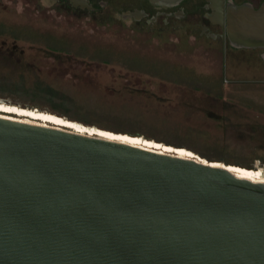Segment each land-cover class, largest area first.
Wrapping results in <instances>:
<instances>
[{"label": "water", "instance_id": "obj_1", "mask_svg": "<svg viewBox=\"0 0 264 264\" xmlns=\"http://www.w3.org/2000/svg\"><path fill=\"white\" fill-rule=\"evenodd\" d=\"M236 168L0 116V264H264V183Z\"/></svg>", "mask_w": 264, "mask_h": 264}, {"label": "rangeland", "instance_id": "obj_2", "mask_svg": "<svg viewBox=\"0 0 264 264\" xmlns=\"http://www.w3.org/2000/svg\"><path fill=\"white\" fill-rule=\"evenodd\" d=\"M54 4L55 0H0V42H14L38 55L41 49L63 56L40 55L41 77L29 79L50 83L77 104L30 100L0 89V115L95 132L182 157L210 156L251 167L264 163V60L257 51L224 50L218 41L200 35L189 41L180 32L141 34L125 23L86 17L80 8L57 11ZM122 84L165 100L134 97L139 91ZM191 94L223 96L222 106L215 105L222 118L212 124L200 112L186 110L191 107L182 108Z\"/></svg>", "mask_w": 264, "mask_h": 264}, {"label": "flooded vegetation", "instance_id": "obj_3", "mask_svg": "<svg viewBox=\"0 0 264 264\" xmlns=\"http://www.w3.org/2000/svg\"><path fill=\"white\" fill-rule=\"evenodd\" d=\"M55 9L80 8L86 17L116 23H125L141 34L177 32L189 41L200 35L215 40L231 50L227 41L228 31L235 20L244 13L264 11V0H55ZM245 15V16H246ZM126 18L131 19L129 22ZM237 18V19H236ZM130 30V29H129ZM163 39V36L160 35ZM165 38V37H164ZM264 60V47L250 48Z\"/></svg>", "mask_w": 264, "mask_h": 264}, {"label": "trees", "instance_id": "obj_4", "mask_svg": "<svg viewBox=\"0 0 264 264\" xmlns=\"http://www.w3.org/2000/svg\"><path fill=\"white\" fill-rule=\"evenodd\" d=\"M0 89L4 90H12L14 92H19V94L24 95L26 98H44L47 102L53 103V102H67L71 105L77 104L75 102V98L67 96L66 94L60 95L58 94V90H56L53 85L50 83H46L44 81L39 82H33L34 80H30L29 77H41V72L43 69H40L39 67V61H37V58L40 57V55L49 56L54 55L56 53L45 51V50H38L41 51L40 55L38 53H35L33 55L31 49H24L21 45H17L16 43H8L6 42H0ZM57 55V56H56ZM55 58H61L63 56L56 54ZM68 56H64V58H67ZM123 72V71H122ZM122 76V75H121ZM131 85V84H130ZM199 84H196V87ZM128 87L127 84H122L120 87ZM129 89H132V91H139L134 97L140 96L144 97V100H148L146 97L148 91L137 89L136 87H128ZM126 89V88H125ZM127 91V90H126ZM127 91V93L132 92ZM180 95V94H178ZM155 101L163 102L165 99L163 98H157L156 94L152 95ZM192 103L190 101L186 102V104H182V108L185 107H191V109H186L188 111L193 112H200V114H203L205 116L206 121H210L212 124L217 119L222 118V114L216 113L215 111V105L219 104L220 107L223 104L224 97L223 96H216L212 94H205V95H190ZM132 97V95H131ZM157 98V99H156ZM177 100V99H175ZM82 113V112H78ZM86 113V112H83ZM65 115V114H64ZM70 120H72L71 116H68ZM75 120H80L84 123L86 122V119H80L76 118ZM220 129L225 131V125L220 126ZM114 132V131H112ZM118 133V132H116ZM116 133H113L112 135H117ZM133 135V134H132ZM160 142V141H157ZM207 157V156H206ZM212 158L208 156V160H211ZM227 164L236 165L240 167H246V168H252L247 163H238V162H229L224 161Z\"/></svg>", "mask_w": 264, "mask_h": 264}, {"label": "bare ground", "instance_id": "obj_5", "mask_svg": "<svg viewBox=\"0 0 264 264\" xmlns=\"http://www.w3.org/2000/svg\"><path fill=\"white\" fill-rule=\"evenodd\" d=\"M0 116H4V115H0ZM4 117H8V116H4ZM8 118L20 120L18 118H14L12 116H9ZM21 121H23V120H21ZM24 122H27V121H24ZM39 125H41V124H39ZM42 126H45V125H42ZM238 167L239 168H244V167H240V166H238ZM249 169H251V170L248 171L247 173H239L240 176L242 178H247L249 180H252L253 182H262V183H264V174H263V172H262L260 167H252V168H249Z\"/></svg>", "mask_w": 264, "mask_h": 264}, {"label": "crops", "instance_id": "obj_6", "mask_svg": "<svg viewBox=\"0 0 264 264\" xmlns=\"http://www.w3.org/2000/svg\"><path fill=\"white\" fill-rule=\"evenodd\" d=\"M232 31H228V36H227V41H228V44L232 47V48H235V49H250V48H255V47H259V46H254V47H251V46H243V45H238V44H241L240 41H236L234 39L235 35L231 33ZM230 35V36H229ZM237 35H238V32H237ZM222 48H224V50H226V48L224 47V45L222 46ZM221 54V52H220ZM232 93H235V91L233 90ZM237 93V92H236ZM242 94L244 96H246V93L243 91ZM243 96V97H244Z\"/></svg>", "mask_w": 264, "mask_h": 264}, {"label": "built area", "instance_id": "obj_7", "mask_svg": "<svg viewBox=\"0 0 264 264\" xmlns=\"http://www.w3.org/2000/svg\"><path fill=\"white\" fill-rule=\"evenodd\" d=\"M256 166H259L261 168L263 174H264V163H260L259 161H257L255 163L254 167H256Z\"/></svg>", "mask_w": 264, "mask_h": 264}]
</instances>
